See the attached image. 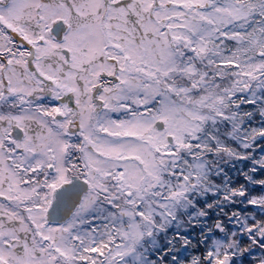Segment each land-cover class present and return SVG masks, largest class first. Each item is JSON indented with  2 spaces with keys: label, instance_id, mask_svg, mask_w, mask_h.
<instances>
[{
  "label": "snow or ice",
  "instance_id": "obj_1",
  "mask_svg": "<svg viewBox=\"0 0 264 264\" xmlns=\"http://www.w3.org/2000/svg\"><path fill=\"white\" fill-rule=\"evenodd\" d=\"M262 173L264 0H0V264H264Z\"/></svg>",
  "mask_w": 264,
  "mask_h": 264
},
{
  "label": "trees",
  "instance_id": "obj_2",
  "mask_svg": "<svg viewBox=\"0 0 264 264\" xmlns=\"http://www.w3.org/2000/svg\"><path fill=\"white\" fill-rule=\"evenodd\" d=\"M236 167H242L241 164L237 163L236 164ZM261 175H264V173H262ZM257 178H260V176L258 175ZM261 189H259V187H257V192H259ZM255 194V193H254ZM209 202H212L211 199H209ZM236 209H232V208H229V209H226V211L228 212H231V211H234ZM250 210V209H249ZM215 219V217H213V220ZM209 223H212V221L210 220ZM193 235H195L196 233H192Z\"/></svg>",
  "mask_w": 264,
  "mask_h": 264
}]
</instances>
